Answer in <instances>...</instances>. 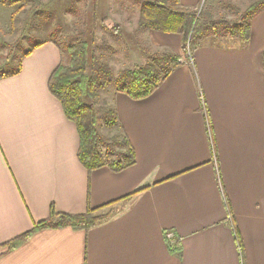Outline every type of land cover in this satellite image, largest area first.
Returning a JSON list of instances; mask_svg holds the SVG:
<instances>
[{"label": "crops", "instance_id": "obj_1", "mask_svg": "<svg viewBox=\"0 0 264 264\" xmlns=\"http://www.w3.org/2000/svg\"><path fill=\"white\" fill-rule=\"evenodd\" d=\"M153 33L183 57L180 34ZM231 39L199 46L145 99L115 94L136 156L122 171L80 163L77 126L48 87L56 44L0 78V245L52 207L107 215L0 248V264H264V10L247 42Z\"/></svg>", "mask_w": 264, "mask_h": 264}, {"label": "trees", "instance_id": "obj_2", "mask_svg": "<svg viewBox=\"0 0 264 264\" xmlns=\"http://www.w3.org/2000/svg\"><path fill=\"white\" fill-rule=\"evenodd\" d=\"M146 8L148 9L144 8L143 14L151 17L145 20V24L153 30L180 34L183 48L189 49L193 58L195 50L204 44H201V41L208 34L214 36L218 34L219 25L225 26L223 29L225 35L247 42L251 36L252 19L264 10V0L251 2L239 20L233 24L204 19L196 9L182 5L179 0H160V3L148 4ZM41 43H36L35 46ZM93 43L94 39L89 41L82 35L78 44L67 47L70 61L67 64L62 61L59 63L49 78L48 87L52 95L61 102L66 117L77 126L80 138L78 149L80 163L88 171L104 166L122 171L136 163V156L118 116L117 108L114 102L109 104L105 101L100 119L106 128L117 130L112 137L106 136L98 130L95 106L87 103L86 99L96 96L109 85L115 86L116 93L127 94L134 100L145 99L156 91L175 67L181 64L180 57L168 52L156 55L148 63L134 70L123 69L116 75L110 64L100 58L99 53L93 48ZM30 53L31 50L25 51L12 71L0 69V78L18 74L23 58ZM262 61L264 65V50ZM102 147H105V153ZM111 153L116 157H112ZM97 210L89 206L82 214H68L57 212L52 207L48 218L35 223L31 230L0 245V248L5 247L6 251L16 249L42 229L71 227L87 231L107 218V215L97 213Z\"/></svg>", "mask_w": 264, "mask_h": 264}, {"label": "rangeland", "instance_id": "obj_3", "mask_svg": "<svg viewBox=\"0 0 264 264\" xmlns=\"http://www.w3.org/2000/svg\"><path fill=\"white\" fill-rule=\"evenodd\" d=\"M253 1L204 0L196 10L204 19L233 24ZM153 3L160 0H0V69L12 71L25 51L45 41L59 46L60 62L67 64V47L78 44L82 35L89 41L94 39L93 48L116 75L123 69L134 70L156 55L176 54L162 46L157 33L152 34L153 29L145 24L151 16L144 15L143 9ZM224 27L219 25L218 34H208L201 44L232 41L224 34ZM183 50L180 61L192 60V52ZM115 94V86L109 85L86 99L97 110L98 130L110 137L117 130L106 128L100 117L105 101L113 104ZM102 151L105 153V147ZM111 156L116 157L114 153Z\"/></svg>", "mask_w": 264, "mask_h": 264}]
</instances>
